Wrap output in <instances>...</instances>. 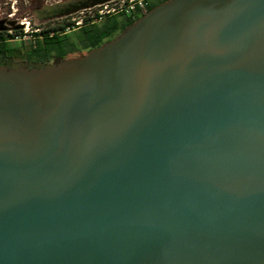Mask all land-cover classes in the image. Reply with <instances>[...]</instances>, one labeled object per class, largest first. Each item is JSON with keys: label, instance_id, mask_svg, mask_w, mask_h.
Instances as JSON below:
<instances>
[{"label": "water", "instance_id": "95a60500", "mask_svg": "<svg viewBox=\"0 0 264 264\" xmlns=\"http://www.w3.org/2000/svg\"><path fill=\"white\" fill-rule=\"evenodd\" d=\"M0 264H264V0H168L0 66Z\"/></svg>", "mask_w": 264, "mask_h": 264}, {"label": "trees", "instance_id": "16d2710c", "mask_svg": "<svg viewBox=\"0 0 264 264\" xmlns=\"http://www.w3.org/2000/svg\"><path fill=\"white\" fill-rule=\"evenodd\" d=\"M168 0H163L166 2ZM162 2V3H163ZM161 4V3H160ZM159 5V4H158ZM157 5L149 1L148 12ZM123 16V15H121ZM144 15L140 14L139 8H136L130 16L112 15L107 18L103 25L98 26L90 24L95 21L93 18L83 20L87 26L81 31L69 34L76 28V23L70 20L56 21L53 25L40 29V32L35 33V37L41 38L33 42L30 49L23 53L22 59L26 60L28 67L26 69L36 68L35 63H45L56 58L64 60L69 58L70 54L79 52L84 49H95L105 42L110 41V38L115 37L119 32H123L127 27L131 26ZM90 24V25H88ZM16 36L23 34L22 30L15 31ZM120 33V34H121ZM13 35L7 31H0V66L10 67V64L15 59L19 58L20 51L11 46L10 40H13ZM43 66L39 67L42 68ZM46 67V66H44Z\"/></svg>", "mask_w": 264, "mask_h": 264}, {"label": "rangeland", "instance_id": "374dc122", "mask_svg": "<svg viewBox=\"0 0 264 264\" xmlns=\"http://www.w3.org/2000/svg\"><path fill=\"white\" fill-rule=\"evenodd\" d=\"M72 1L74 0H0V21H4V25L14 38L9 44L20 51L19 58L12 61L10 68L26 69V63L21 56L30 49L33 42L41 39L35 37V33L40 32L42 27L46 28L50 24L53 25L56 21L67 19L71 22H75V26L78 27L84 25L85 22H83V20L92 18L90 10H80L64 19L49 20L46 18L47 14L57 9L56 7L63 6ZM111 4L110 8L127 7L126 11L116 14V16H120V19L123 20L125 15L130 16L131 9L128 8V6H131L130 0H115ZM17 30H22L23 34L21 36H16L15 31ZM68 33L73 34L74 32L69 31Z\"/></svg>", "mask_w": 264, "mask_h": 264}, {"label": "built area", "instance_id": "2783aa9c", "mask_svg": "<svg viewBox=\"0 0 264 264\" xmlns=\"http://www.w3.org/2000/svg\"><path fill=\"white\" fill-rule=\"evenodd\" d=\"M149 1L150 0H130V5L128 6V8H130V15L132 14V12L136 9L139 8L140 14L141 15H146L148 13V5H149ZM110 4H106L97 8H94L92 10H90V12L92 13V18L94 20H98V19H102L105 18L107 16H112V15H116L117 13L126 11V8H121V7H112L110 8ZM112 13V14H111Z\"/></svg>", "mask_w": 264, "mask_h": 264}, {"label": "flooded vegetation", "instance_id": "af4514ba", "mask_svg": "<svg viewBox=\"0 0 264 264\" xmlns=\"http://www.w3.org/2000/svg\"><path fill=\"white\" fill-rule=\"evenodd\" d=\"M151 2H152V3H155L156 5H158V4L162 3L163 0H151ZM110 17H111V16H110ZM127 17H128V16H127ZM107 18H109V16H107V17H105V18H102V19L95 20V21H93V22L90 23V24H94V25L101 26V25H103L104 21H105ZM90 24H88V25H90ZM86 26H87L86 24H84L83 26H78V27H76L75 29H73L72 32H78V31H81V30H82L83 28H85ZM8 31H9V30H8ZM120 33H121V32H119L115 37H117ZM115 37L110 38V40L114 39ZM10 41H12V40H10ZM90 50H92V49H84V50H81V51H79V52H75V53H73V54H70L69 57H81V56H84L85 54H87ZM23 61L26 63V67H25V68H27V67H28V63H27V61H26V60H23ZM59 62H61V60H58V59H56V58H52V60L49 61V62H45V63H35V64H33V65L30 64L29 66H33V67L39 68V67H41V66L44 67V66L54 65V64H57V63H59Z\"/></svg>", "mask_w": 264, "mask_h": 264}]
</instances>
